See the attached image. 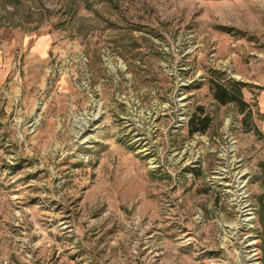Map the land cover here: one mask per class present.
Masks as SVG:
<instances>
[{
  "label": "rangeland",
  "instance_id": "374dc122",
  "mask_svg": "<svg viewBox=\"0 0 264 264\" xmlns=\"http://www.w3.org/2000/svg\"><path fill=\"white\" fill-rule=\"evenodd\" d=\"M5 29L0 264H264V0H0Z\"/></svg>",
  "mask_w": 264,
  "mask_h": 264
},
{
  "label": "trees",
  "instance_id": "16d2710c",
  "mask_svg": "<svg viewBox=\"0 0 264 264\" xmlns=\"http://www.w3.org/2000/svg\"><path fill=\"white\" fill-rule=\"evenodd\" d=\"M232 87H230L228 84H222V83H217L216 85V97L217 99L221 102V103H228V102H233V101H237V102H243V99L239 100L235 97H233L231 95V91H233L231 89ZM236 88V90L242 95V89L240 87H234ZM199 117H201L199 119V121L196 123V117H192L191 121H190V132L191 134H195V133H205L207 131V129L209 128L210 124H211V117L210 115H206L205 117H202V115H200Z\"/></svg>",
  "mask_w": 264,
  "mask_h": 264
},
{
  "label": "built area",
  "instance_id": "2783aa9c",
  "mask_svg": "<svg viewBox=\"0 0 264 264\" xmlns=\"http://www.w3.org/2000/svg\"><path fill=\"white\" fill-rule=\"evenodd\" d=\"M63 257L64 256L62 255V252L60 251L53 257V259L47 261L46 264H65ZM78 258L82 259L81 256ZM2 264H13V263L10 259L5 258L2 260Z\"/></svg>",
  "mask_w": 264,
  "mask_h": 264
},
{
  "label": "crops",
  "instance_id": "0c3cea01",
  "mask_svg": "<svg viewBox=\"0 0 264 264\" xmlns=\"http://www.w3.org/2000/svg\"><path fill=\"white\" fill-rule=\"evenodd\" d=\"M3 39L9 40V42H7V44L12 43V41L14 39L13 34L10 31H8L7 29H5L4 31H2L0 33V43H2Z\"/></svg>",
  "mask_w": 264,
  "mask_h": 264
}]
</instances>
